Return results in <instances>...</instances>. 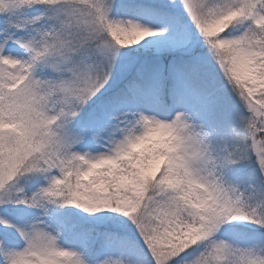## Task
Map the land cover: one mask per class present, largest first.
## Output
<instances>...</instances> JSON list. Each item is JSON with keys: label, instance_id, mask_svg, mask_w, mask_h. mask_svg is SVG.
Masks as SVG:
<instances>
[{"label": "snow or ice", "instance_id": "1", "mask_svg": "<svg viewBox=\"0 0 264 264\" xmlns=\"http://www.w3.org/2000/svg\"><path fill=\"white\" fill-rule=\"evenodd\" d=\"M181 4L249 113L241 117L240 130H231L233 150L219 158L210 152L207 133L190 124L183 112H176L170 121L138 113L139 134L125 128L123 138L114 140L107 153L86 158L69 152L72 133L66 125L108 83L121 49L162 30L110 19L101 0H0V50L15 38L27 53L24 58L0 55V205L37 206L59 198L87 213L107 209L121 214L136 226L153 264H171L226 221L264 225L249 198L226 188L213 174L217 167L254 156L264 183V0L212 4L181 0ZM36 8H57L54 23L30 39L18 36L40 19L26 18ZM243 20L249 22L243 35H224L230 25ZM41 62L62 75L36 78ZM175 63L185 66L182 58ZM150 69L133 63L126 72L135 84ZM157 78L163 96L167 77L161 70ZM126 97L121 90L109 106L119 107ZM192 102L205 105L208 114L215 111L197 88ZM89 130L85 125L80 131L86 135ZM52 169L60 174L38 193L24 198L13 193L10 182L18 176ZM0 225L15 227L2 217ZM16 231L26 246L9 250L0 240L2 264H82L76 253L59 248L42 227ZM100 264L120 262L106 259ZM194 264H264V255L213 240Z\"/></svg>", "mask_w": 264, "mask_h": 264}, {"label": "trees", "instance_id": "2", "mask_svg": "<svg viewBox=\"0 0 264 264\" xmlns=\"http://www.w3.org/2000/svg\"><path fill=\"white\" fill-rule=\"evenodd\" d=\"M103 2L107 13L119 14L126 12L127 3L112 2L111 0H104ZM128 2L129 1H125ZM208 2V1H207ZM211 4L210 2H208ZM133 4H140L139 9L151 11L157 17L165 18V8L157 3L145 2L143 0H135ZM57 8H36L29 11L26 17L30 19L33 16H39L40 19L34 23L27 25L20 31L26 39L35 37L37 33L43 28L46 29L49 25L54 23V17L57 14ZM62 15V11L60 12ZM111 14V15H112ZM111 15L109 18H111ZM181 20L190 28L194 27L191 20L186 14H181ZM237 23H233L226 30L229 31L236 27ZM233 28V29H234ZM236 31V30H235ZM229 35V34H228ZM175 49L169 44L163 43L157 52L153 50L143 51L140 47L133 45L130 49H121V54L117 56L112 68V73L108 83L105 85L104 91L97 101L100 104H106L118 92L125 89L132 80L131 76H127L117 84L118 75L125 74L126 70L120 69L121 66L116 63L130 61L132 59L139 60L138 65H150L151 69L146 72L142 79L145 80L156 69L158 62L169 63L176 60L177 55L174 54ZM142 61H146L143 63ZM121 71H120V70ZM182 73V86L187 91L185 98L191 107L196 110V114L206 113L205 105L193 104V88L200 90L203 99L208 106H214L215 111L211 114L206 113L202 118L196 119V127L212 130L214 133L213 139V157L219 158L227 152L233 150V142L231 138V130H240L242 128L241 117H247L248 112L231 91L227 82L225 81L219 70H211L208 68L193 69L192 72L185 69ZM50 79V78H46ZM45 80V78H44ZM84 107V108H83ZM74 118L85 121L86 112L90 110L89 103L85 104ZM221 149H226L222 154L219 153ZM254 156L248 161H241L239 163L228 165L219 168V176L229 184L237 185L244 197L249 198L248 202L253 203L257 208V215L264 217V183L261 182V177L256 164L253 162ZM58 169L49 171H39L33 173H24L18 176L14 181L10 182L12 191L18 197H31L38 193L41 189L46 187L53 176L59 175ZM19 190V191H17ZM2 191V190H0ZM0 208L14 209L15 211L7 212L12 215H21L20 219L29 223L41 224L45 226L50 234L55 236L62 245L72 248H87L89 246L95 247L103 235H109L114 238L116 235L120 248L124 249L130 258V261L140 262L142 264H153L145 255L149 252L142 242L139 231L134 224L131 225V220L121 214L113 213L107 209H101L96 213H87L74 205L66 204L57 198L56 203L47 200L42 201L37 206L29 204H7L0 205ZM247 222L243 225H237L234 221H227L225 228L232 235L231 241L226 242L234 249H252L258 255H264V230H259L255 227V223L249 224ZM261 225V224H260ZM29 226L27 227L29 229ZM133 226V227H132ZM261 227V226H260ZM254 232L253 236L249 237L250 233ZM13 240L18 241L19 247H24L25 241L22 237L15 235L12 231L5 234ZM4 242V239L0 237ZM201 245V244H200ZM9 250H14L13 247L5 245ZM199 248L198 243L190 246L185 252L176 257L171 264H182L196 256ZM194 251L196 253H194ZM136 253L138 256L136 257ZM133 258H135L133 260ZM2 255H0V264H2ZM137 262V263H138Z\"/></svg>", "mask_w": 264, "mask_h": 264}, {"label": "rangeland", "instance_id": "3", "mask_svg": "<svg viewBox=\"0 0 264 264\" xmlns=\"http://www.w3.org/2000/svg\"><path fill=\"white\" fill-rule=\"evenodd\" d=\"M111 1L127 3V5H125V8L127 9L126 12H123L120 15H113V12H111L110 10V12L108 13V17L112 14L110 19L125 22L131 20L140 23L142 26L162 30L157 36L145 37L139 43L135 44L136 46L140 47L145 52L149 50L157 52L163 43H167L170 47H173L175 49L174 54L177 55V58L183 59V61L185 62V66L176 65L175 60L170 62L168 66L159 63L157 71L152 75L153 84L146 85L145 87H140L136 84H132L130 88L125 90L128 93V96L126 97L127 102L119 105V107H111L109 106V103H106L104 105L100 104L97 101V99H99V96L104 91H106V87L102 88L100 92L96 94V96L89 100L88 103L90 106V110L86 112V114H88L85 117V121L82 122L81 120L72 118V120L66 125V127L72 133V141L70 142L68 151L83 155L86 158H94L101 154L107 153L110 148L113 147L114 140L123 138V130L125 128H131L134 134H139V132L141 131V127L139 124L135 123L138 113H142L156 119L170 121L176 112H183L188 118V122L196 127L195 120L204 117L206 113L202 112L200 114H194V109L189 107L185 99L181 97L180 93L187 92L186 90L180 89L181 86L176 89V92L167 96V98L171 100L169 105L166 106L165 103L161 102L160 97L162 95L160 84L157 78V73L161 70L164 72V74L168 72L170 75H172L173 83L175 82L176 85H180L182 81V73L186 72L185 69H188L191 72L193 69L197 68H208L214 71L219 70L208 46L204 41V38L201 36L195 26L192 27V32H190V28L182 22L180 18L181 14L185 13L187 17L188 14L184 11L181 0H143L145 2L157 3L160 6H164L165 8H167L164 12L165 18L157 17L152 12H149L147 10L136 9V7H140L141 5L133 4V1L135 0ZM125 1H129V3ZM207 1L211 4L218 2V0ZM101 2L103 4V2L107 1L101 0ZM234 23H237L236 27H232V29L228 33L229 35L227 33H225L224 35L230 38L239 37L244 34L249 24L247 20ZM17 35L26 39L21 33H18ZM14 39L15 38L8 41L4 45L3 49L0 50V55L7 54L16 58L26 57V51L19 45H17L14 42ZM138 62L139 60L132 59L130 61L116 64H118V67L120 65V69L123 71L124 69L126 70L130 64H138ZM142 62L145 63L146 61ZM60 75L62 74L52 70L47 66L45 62H41L40 64H38L35 69V77L41 80H44V78L55 79ZM127 76V72L125 74H119L117 84H119L122 80H125ZM248 115L249 113L247 114V116ZM85 125H87L90 130L86 135H82L80 130ZM197 130H200V128H198ZM203 131L207 133L206 142L209 144L210 152L213 156L214 148L212 145L213 142L211 141L213 135L211 131H208L206 129H203ZM225 151L226 149H221L219 153L222 154ZM213 174L217 176V169H214ZM223 185L226 188H231L224 183ZM234 185L232 188H234L238 193H241V191L237 188L238 186ZM20 216L21 215L9 214L4 211L3 208H0V217L7 219L12 225L15 226L5 228L4 226L0 225V237L4 239L5 245L15 247V244H17L15 240L5 235L8 231H12L15 235L19 236L16 228L27 230L28 222L21 220ZM234 222L237 225H243L247 223V221ZM252 223L253 222H250L249 224ZM132 224L133 223L131 222V225ZM223 224L220 225L210 237L203 241L197 242L199 249L203 245L202 242H205L207 244V248L204 249L203 254L206 253L213 240L217 242L221 240L224 242L231 240L232 235L229 231L225 230ZM33 226L42 227L46 232H48L47 228L41 224L32 223L31 227ZM255 227L258 228V231L264 230V225L255 223ZM253 234L254 232L250 233L249 237H252ZM113 237L114 238L110 237L109 235H103L99 243L96 245V248L94 249L91 246L87 248H68L62 246L60 242L55 237L54 238L56 245L59 248L76 253L77 257L82 261V264H100L101 261H104L106 259L119 261L120 264H142L138 261V263L134 261L131 262L125 250L120 248V244L118 243L115 234L113 235ZM200 244L202 245L200 246ZM24 247L13 249L18 251L22 250ZM194 253L196 252L194 251ZM137 256L138 253H136V257ZM145 256L151 262H153L150 254ZM200 256L201 255L194 256L182 264H194L195 260ZM134 259L135 258H133V260Z\"/></svg>", "mask_w": 264, "mask_h": 264}]
</instances>
